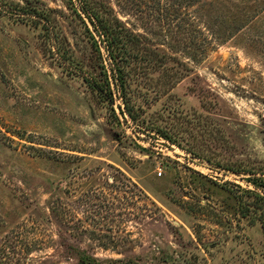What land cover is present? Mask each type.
I'll return each mask as SVG.
<instances>
[{
  "label": "rangeland",
  "instance_id": "1",
  "mask_svg": "<svg viewBox=\"0 0 264 264\" xmlns=\"http://www.w3.org/2000/svg\"><path fill=\"white\" fill-rule=\"evenodd\" d=\"M83 1L128 31L144 122L114 96L115 120L91 92L85 77L101 75L81 0H0V264H77V251L264 264L242 192L264 177V0ZM208 22L229 30L216 40ZM194 29L211 43L198 61L182 45Z\"/></svg>",
  "mask_w": 264,
  "mask_h": 264
},
{
  "label": "trees",
  "instance_id": "2",
  "mask_svg": "<svg viewBox=\"0 0 264 264\" xmlns=\"http://www.w3.org/2000/svg\"><path fill=\"white\" fill-rule=\"evenodd\" d=\"M193 1L196 0H185L187 4L188 2L191 3ZM182 2V0H176V5H181ZM80 4V9H76L74 7V11L83 22H85L84 19H86L92 27V30H90L87 27L86 23H84L91 40V47L96 55L95 65L100 68L101 75L100 79H97L92 74L90 75V77H85V80L88 82V86L91 92L95 94L101 101H104L109 105V109L111 110L115 120H118L113 109L116 98L120 101L123 108L122 111L121 105H118V109L120 110L121 114H123L124 112L128 116V118L131 119V121L135 123L141 122L140 124H143L144 119L142 118V113L144 112V109H142V106L136 103L134 99H132L130 92L127 90V79L131 75V69L129 68L130 61L132 58L137 57V55H131V52L129 51V48L127 46L130 45L129 41L127 42L128 31H126V29L122 27V24L117 19H113L107 16L105 17L103 14H100L99 11H96L95 9L89 7L86 1L81 0ZM19 8L22 10V14L25 15L32 12L30 11V9L25 10L22 6H20ZM80 11L84 14V17L81 16ZM33 12L35 16L38 17H42L43 15L38 11ZM208 26V31H211L213 38H215L216 40L219 38L221 39L226 31L229 30H222L218 26V24H215L214 22H208L207 27ZM240 29L242 28H238V31ZM92 31H94L98 35L99 42L93 36ZM194 31L195 29L190 30L189 39L183 42L182 45L184 46L188 57L194 60L196 59V61H198L204 55L207 46L211 43L208 39L198 40V35H196ZM101 46L103 47L106 56L102 53L100 49ZM106 58L110 62L111 68H109V70L106 66ZM63 59L67 60V58ZM70 63H73V61L70 60ZM176 65L178 69H175L174 71L175 83H177L182 77V71L187 69L186 65H184V63H182V61L180 60L176 61ZM144 126L147 128H151L156 132L164 133L168 141L175 142V139H173L174 137L171 134L169 135V132L167 133L166 130L161 129L156 125H152L151 127H148L146 125ZM117 181L114 180L113 182ZM248 181H250L254 189H242V192L252 197V201L251 203H249V205L252 206L253 211L256 214V219L260 222L264 233V177L254 176L250 177ZM99 197H102V195L100 193H95L94 191L91 193L90 200H99ZM145 198L148 199L146 195ZM151 204L153 203L151 202ZM96 205H99L100 207L103 206L104 208L106 207L102 203H97ZM76 260L77 264H144L141 263L137 258L98 259L86 253L85 251H77Z\"/></svg>",
  "mask_w": 264,
  "mask_h": 264
}]
</instances>
